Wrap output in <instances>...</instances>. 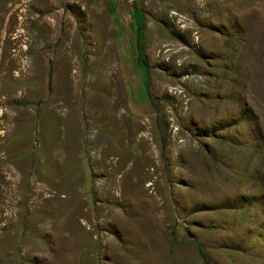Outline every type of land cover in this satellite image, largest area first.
Listing matches in <instances>:
<instances>
[{
  "label": "rangeland",
  "instance_id": "obj_1",
  "mask_svg": "<svg viewBox=\"0 0 264 264\" xmlns=\"http://www.w3.org/2000/svg\"><path fill=\"white\" fill-rule=\"evenodd\" d=\"M0 264H264V0H0Z\"/></svg>",
  "mask_w": 264,
  "mask_h": 264
},
{
  "label": "bare ground",
  "instance_id": "obj_2",
  "mask_svg": "<svg viewBox=\"0 0 264 264\" xmlns=\"http://www.w3.org/2000/svg\"><path fill=\"white\" fill-rule=\"evenodd\" d=\"M149 148V147H148ZM147 150H149V149H147ZM147 175V174H146ZM145 175V176H146ZM150 176H151V174H150ZM111 187H112V189L113 190H115V189H117L118 188V184L115 182V180H112V183H111ZM153 187V184L152 183H148L147 184V186H146V188L147 189H151ZM152 191V190H151ZM151 193V192H150ZM146 205H147V203H146ZM145 206V205H144Z\"/></svg>",
  "mask_w": 264,
  "mask_h": 264
},
{
  "label": "crops",
  "instance_id": "obj_3",
  "mask_svg": "<svg viewBox=\"0 0 264 264\" xmlns=\"http://www.w3.org/2000/svg\"><path fill=\"white\" fill-rule=\"evenodd\" d=\"M132 75H133V74H132ZM137 77H138V76L136 75V79H137ZM136 79L134 78V75H133V77H131V81H130V83H132V84L135 83V80H136ZM115 190H118V188L115 189ZM115 190H114V191H115Z\"/></svg>",
  "mask_w": 264,
  "mask_h": 264
}]
</instances>
